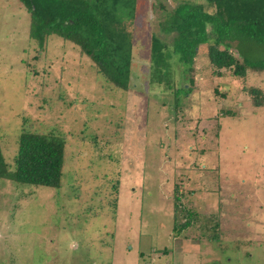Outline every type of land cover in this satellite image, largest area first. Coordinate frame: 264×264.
Masks as SVG:
<instances>
[{"label":"rangeland","instance_id":"374dc122","mask_svg":"<svg viewBox=\"0 0 264 264\" xmlns=\"http://www.w3.org/2000/svg\"><path fill=\"white\" fill-rule=\"evenodd\" d=\"M181 1L135 0L123 90L60 37L40 47L24 6L0 0L3 157L22 128L64 140L58 187L0 178V264H264V101L249 94L264 95V71L217 77L205 43L189 72L171 55L173 87L190 86L174 111L149 82V41L170 48L158 25ZM236 44L239 62L264 59V45Z\"/></svg>","mask_w":264,"mask_h":264},{"label":"trees","instance_id":"16d2710c","mask_svg":"<svg viewBox=\"0 0 264 264\" xmlns=\"http://www.w3.org/2000/svg\"><path fill=\"white\" fill-rule=\"evenodd\" d=\"M18 1L29 16L27 33L30 39L42 47L45 37H60L77 47L78 53L89 60L107 84L127 89L125 69L120 63L129 64L130 32L125 28L130 30L135 0ZM204 4L212 6L213 11L205 10ZM163 18L158 27L172 33L170 48L157 33L150 35L149 82L155 83L161 91L171 92L174 111L178 98L185 97L190 86L173 87L169 69L171 55L184 72H189L198 45L205 43L207 62L217 77L223 75L222 68H230L234 78H243L248 69L264 71V59L249 60L242 55L239 62L227 49L231 41L239 43V48L240 43L246 41L264 45V0H184L167 11ZM187 82L189 84L191 78ZM249 94L253 106L263 104L264 95L259 89L251 88ZM63 148L62 136L22 128L16 137L12 163L5 161L0 148V178L20 184L58 187ZM178 198L180 195H175L174 199ZM186 215L187 221L175 227L176 231L191 224L190 213ZM210 238L217 239L216 236Z\"/></svg>","mask_w":264,"mask_h":264},{"label":"crops","instance_id":"0c3cea01","mask_svg":"<svg viewBox=\"0 0 264 264\" xmlns=\"http://www.w3.org/2000/svg\"><path fill=\"white\" fill-rule=\"evenodd\" d=\"M189 246H190V247H188V248H191L192 244H191V245L189 244ZM195 246H196V247H195ZM192 247H194L196 250L198 249V245H196V243H194Z\"/></svg>","mask_w":264,"mask_h":264}]
</instances>
